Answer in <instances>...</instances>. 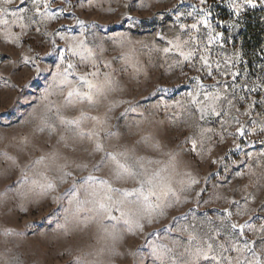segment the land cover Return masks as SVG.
Listing matches in <instances>:
<instances>
[{"label": "rangeland", "instance_id": "rangeland-1", "mask_svg": "<svg viewBox=\"0 0 264 264\" xmlns=\"http://www.w3.org/2000/svg\"><path fill=\"white\" fill-rule=\"evenodd\" d=\"M253 3L0 0V154L17 161L12 166L0 157V197L6 193L0 199V264H72L77 258L81 264H237L238 257L241 264L256 258L264 264V80L248 76L233 39L237 19L264 14V0ZM74 48L85 56L91 50L92 58L82 61ZM181 52L193 55L185 60ZM68 63L77 75L98 71L100 81L107 74L115 82L96 109L83 106L89 115H107L108 130L119 133L105 141L107 151L135 149L157 161L150 172L173 188L181 187L186 173L199 181L185 185L180 203L154 214L151 224L141 221L142 231L125 223L136 219L135 205L123 209L125 216L114 209L113 220L88 211L91 205L78 210L68 194L73 181L79 186L90 173L110 179L106 167H92L103 153L90 155L87 141L74 145L73 153L58 142L61 132L49 137L39 130L45 117L55 121L63 103L67 89L58 72ZM79 113V106L65 112ZM146 136L159 151L140 143ZM57 150L71 165L66 183L58 171L64 159L45 161L48 167L33 163ZM74 159L88 167L77 169ZM41 172L55 181V191L33 187V181L43 182ZM112 183L123 190L139 187L133 180ZM76 198L84 201L87 194L81 188ZM6 229L14 234L5 236ZM208 244L214 260L197 255ZM245 244L250 250H236Z\"/></svg>", "mask_w": 264, "mask_h": 264}, {"label": "snow or ice", "instance_id": "snow-or-ice-1", "mask_svg": "<svg viewBox=\"0 0 264 264\" xmlns=\"http://www.w3.org/2000/svg\"><path fill=\"white\" fill-rule=\"evenodd\" d=\"M204 2L205 0H201V3ZM243 2L248 6L255 7L253 0H243ZM233 7L235 14L239 15L241 5L237 3L234 4ZM202 23L205 27H208L207 20L202 21ZM192 27L195 28L196 25L194 24ZM212 39L214 38L210 36L209 41L211 42ZM177 47H179V45H177ZM164 51L168 52L169 49L166 48ZM86 52L87 56L81 54L76 48L72 50V54L80 55L82 61L92 58L91 50H86ZM181 55L185 60H188L193 53L189 52L185 54L181 52ZM200 60L205 68H211L207 56L202 55ZM92 67H96L95 63H93ZM209 75H211V72H209ZM58 76L67 89L66 95H64L62 105L55 109V121L45 117L42 119L39 130L41 132L47 130L49 137L57 134V132H61L62 134L59 136L58 142L61 143L65 149L71 147L73 153L76 151L74 145L83 144L87 141L91 144L90 155L103 153L101 161L97 164H93L92 167L97 171L106 167L110 174V179H104L90 173L87 177L83 178L79 186L76 181H73V186L68 194L74 196L78 210L84 205H91L92 207L87 209L88 211L96 213V216L113 220L117 219V217L112 215L114 209L120 210L121 216H125L126 213L123 209L127 206L135 205L136 209L131 212V215L135 216L136 219L126 220L125 223L134 224L136 229L142 231L145 227V223H141V221L151 224L154 214L158 213L162 215L165 208L171 207L173 202L175 204L180 203L179 193L184 191L185 185L190 188L199 183L191 174L186 173L187 179L180 181L181 187L173 188L171 182L161 177L159 172H150L149 166L158 163L157 161L137 156L135 149L123 152H109L106 150L105 141H111L113 137H118L119 133L108 130L107 115H105L104 118L96 115H89V113L84 110L83 106L86 105L89 110H94L101 103L102 99H108L109 92L115 91V82L112 81L109 75L105 74L103 81L98 79V71L77 75L76 65L68 63L62 72H58ZM70 77L74 79H69ZM218 98V96H205V100ZM198 102L196 96L192 95V103L195 104ZM78 106L80 107L78 116L69 117L65 114L67 111L77 109ZM112 108L113 106H110L108 110L112 111ZM49 111H52V109H49ZM201 111L203 112L204 109L201 108ZM89 124H91V127H88ZM240 135H244L243 131L240 132ZM24 143L27 144L28 141L25 140ZM140 143L154 151H159L160 149L159 143L153 142V138L150 136L142 137ZM196 147V142L193 141L191 151L196 152ZM0 157L10 161L12 166H15L17 163V161L13 157L8 156L7 153L0 154ZM61 159H64L65 162L58 164V171L60 172L59 179L61 183H66L67 180L72 177V171H65V169L70 168L71 165L67 163L66 157H61L59 150L41 156L33 163L35 165H45V167H48L49 165H46L45 161L56 164L57 161ZM73 164H75L77 169H86L88 167L86 163H77L75 159L73 160ZM39 175H41L43 182L33 181V187H39L44 192L55 191V181L48 179L47 175L43 172L39 173ZM128 180L135 181L139 184V187L132 190H123L113 187L112 181L127 182ZM81 188L87 194V198L84 201H80L76 198V194ZM5 197L6 193L4 197H0V199ZM92 219H95V217H92ZM232 227L236 228V225ZM241 228H243V226H241ZM3 234L5 236H10L14 233L6 229ZM111 235L113 239H116V234L114 232L111 233ZM207 250V252L201 253L198 249L197 255L202 254L205 259L214 260L215 257L208 256V252L212 250L211 244L207 245ZM236 250L243 252L244 250L250 249L249 246L245 244L243 249L238 248ZM253 255H255V253H253ZM72 264H81V261L77 258ZM229 264H231V262H229ZM237 264H241L239 257L237 258ZM249 264H253V262L249 261ZM254 264H261L259 258L255 259Z\"/></svg>", "mask_w": 264, "mask_h": 264}, {"label": "trees", "instance_id": "trees-1", "mask_svg": "<svg viewBox=\"0 0 264 264\" xmlns=\"http://www.w3.org/2000/svg\"><path fill=\"white\" fill-rule=\"evenodd\" d=\"M233 30L242 67L254 80H264V14L249 12L234 22Z\"/></svg>", "mask_w": 264, "mask_h": 264}]
</instances>
